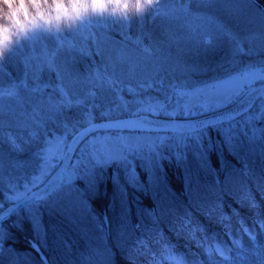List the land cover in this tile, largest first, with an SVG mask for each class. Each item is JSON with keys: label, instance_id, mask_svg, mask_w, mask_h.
<instances>
[{"label": "rangeland", "instance_id": "1", "mask_svg": "<svg viewBox=\"0 0 264 264\" xmlns=\"http://www.w3.org/2000/svg\"><path fill=\"white\" fill-rule=\"evenodd\" d=\"M191 7L196 15L191 18L190 26L182 31L162 20L151 24L158 26L160 34L157 35L154 30L156 37L150 39L153 44L148 47L152 53L148 56V70L140 78V83L133 81L131 87H123L118 81L111 84L106 80L98 81L92 73L94 61L98 63L101 60L96 56L98 50L126 45L139 49L140 43L145 44L143 39L138 45L132 44L123 26L98 29L85 49V52L91 53V58L79 52L65 53L63 63L56 72L50 69L45 72L44 81L56 85L62 78L69 85L71 101L84 99V103L79 104L87 109L80 121L83 125L141 113L163 117H199L237 103L249 90L264 83V13L252 6V0H191ZM145 26L134 23L132 35L140 36L148 30L150 37L151 26ZM78 56L84 57L83 66L76 65ZM206 72L212 74L203 75ZM88 89L95 90L96 94L84 96V91ZM61 101L64 97L55 87L37 95L36 103L44 113L43 127L35 124L31 128L18 125L5 127L0 122L5 138L11 142L18 140V151H24V142L37 146L34 149L36 169L28 178L17 176L16 179L12 170L14 161L2 162L0 170L13 201L42 185L35 177L51 171L52 163L61 162V154L65 153L71 136L78 129H74L72 121L63 123L60 120V113L68 115V110L78 104ZM263 117L264 105L259 104L247 116L240 117L237 123L218 129L221 135L230 136L229 140L232 138L230 132L236 125L243 128L247 124L259 136L262 127L255 122ZM33 130L37 133L35 137ZM211 136L209 131L198 134L97 132L79 147L65 173V188L58 192L66 190L71 193L72 189L69 191L67 185L73 184L76 179H89L97 168L104 167L110 160L123 164L130 175L137 176L138 165L147 169L150 175L156 165H161L162 158L187 156L189 149L199 148L204 139L210 141ZM37 140L39 142L35 143ZM73 195L78 197L76 192ZM260 203L264 204V200ZM233 208L246 220L255 222L256 217L248 210L245 198ZM29 209L32 211L34 208ZM212 226L209 224V227ZM245 243L250 249L258 244V250L264 254V232H259L255 242L245 237Z\"/></svg>", "mask_w": 264, "mask_h": 264}, {"label": "trees", "instance_id": "2", "mask_svg": "<svg viewBox=\"0 0 264 264\" xmlns=\"http://www.w3.org/2000/svg\"><path fill=\"white\" fill-rule=\"evenodd\" d=\"M252 6L264 13V0H253ZM144 24L148 28L152 23ZM150 30V37L148 30L140 34L148 46L160 34L157 25ZM83 58L78 56L77 66L84 65ZM86 111L78 104L68 115L60 113V120L72 121L79 129ZM255 123L262 127L259 136L247 124L236 125L229 140L230 136L220 134V126L210 127V141L204 139L187 156L162 158L150 175L140 165L133 176L123 164L108 161L89 179L67 185L71 193L58 192L65 188L61 187L30 205L32 211L27 207L7 219L0 232V264H129L125 255L137 235L168 223L178 212L200 215L222 202L231 213L249 187L264 192V117ZM17 141L5 138L0 129V164L12 160L13 176L28 178L36 169L37 146L23 141L20 152ZM10 191L0 172V211L14 202Z\"/></svg>", "mask_w": 264, "mask_h": 264}, {"label": "clouds", "instance_id": "3", "mask_svg": "<svg viewBox=\"0 0 264 264\" xmlns=\"http://www.w3.org/2000/svg\"><path fill=\"white\" fill-rule=\"evenodd\" d=\"M194 15L191 0H0V122L5 127H43L37 95L53 87L64 101L84 103L82 97L71 101L69 85L62 78L52 85L44 81V75L49 69L57 71L65 53L79 52L91 58L85 49L98 29L123 26L127 39L137 44L142 37L132 35L134 23L143 26L146 21L162 20L182 31ZM151 53L143 43L139 49L126 45L98 50L96 56L101 60L94 61L92 73L98 81L131 87L146 74ZM95 94L93 89L84 91V96ZM32 135H37L35 130ZM61 166V162L52 163L51 171L35 179L41 184L55 179ZM246 192L254 223L236 209L232 213L225 210L222 202L200 215L178 212L168 223L138 234L125 259L129 264H264L260 246L250 249L245 243V237L255 242L259 232H264V204L260 203L264 192L257 189L259 199L251 187Z\"/></svg>", "mask_w": 264, "mask_h": 264}, {"label": "water", "instance_id": "4", "mask_svg": "<svg viewBox=\"0 0 264 264\" xmlns=\"http://www.w3.org/2000/svg\"><path fill=\"white\" fill-rule=\"evenodd\" d=\"M259 100H264V84L257 86L247 93L241 100L223 110L197 118L168 119L147 114L127 116L92 122L78 130L70 139L62 166L55 172V179L45 182L34 189L23 199L17 201L9 208L0 212V230L4 221L15 212L28 205L47 198L57 190L64 181V173L70 167L80 145L92 134L103 130L117 131H144L159 133H188L204 130L208 127L236 120L249 113Z\"/></svg>", "mask_w": 264, "mask_h": 264}]
</instances>
